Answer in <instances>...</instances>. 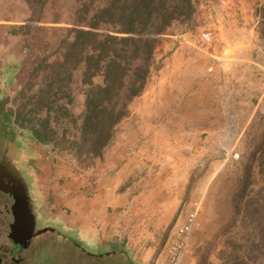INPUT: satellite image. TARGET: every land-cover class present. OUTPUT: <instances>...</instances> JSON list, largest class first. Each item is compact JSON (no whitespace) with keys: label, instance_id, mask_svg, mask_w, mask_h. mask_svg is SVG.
Masks as SVG:
<instances>
[{"label":"crops","instance_id":"0c3cea01","mask_svg":"<svg viewBox=\"0 0 264 264\" xmlns=\"http://www.w3.org/2000/svg\"><path fill=\"white\" fill-rule=\"evenodd\" d=\"M87 1L43 0L38 12L36 0H0L1 93H17L32 78L48 75V68L68 63L71 53L63 45L68 39L72 45L77 31L102 33V25L93 28L90 18L76 19ZM204 3L199 11L203 29H213L224 48L231 44L239 50L225 63L223 81L220 69L209 72L217 54L196 51L190 40H181L129 104L101 156L79 159L74 147L39 142L42 150L32 148L27 169L33 170L29 174L40 206L38 220L48 222L44 228L62 229L86 252L130 251L138 264H154L162 256L174 225L198 201L203 158L225 136H246L264 97L259 12L264 0ZM86 59L80 56L68 73L71 86L46 106L52 127L61 130L58 135L71 136L73 142L83 136L91 88L104 85L102 71L89 78ZM58 108L67 117L54 118L52 110ZM74 158L94 166L95 173L75 167Z\"/></svg>","mask_w":264,"mask_h":264},{"label":"rangeland","instance_id":"374dc122","mask_svg":"<svg viewBox=\"0 0 264 264\" xmlns=\"http://www.w3.org/2000/svg\"><path fill=\"white\" fill-rule=\"evenodd\" d=\"M94 1L88 0L79 9L77 21L83 22L90 18L92 24L101 23L102 33L114 34L112 26L103 23L106 19L102 16V11L107 8L110 0H98L97 7L94 6ZM193 1L194 12L189 18L175 21L166 33L157 36L160 45L151 74L158 73L164 66L163 61L174 53L181 40H190V46L196 51L217 54L209 72L220 69L218 78L223 81L224 65L239 53L238 47L233 49L229 44L228 48H224L225 44L216 40L213 29H203L199 11L205 0ZM36 2L39 12L43 0ZM263 7L259 10L263 19L260 28L262 35ZM106 18L112 20L109 16ZM112 18L118 19V15L115 16L114 13ZM197 39L201 41L198 42ZM192 40L196 43L191 44ZM63 48L68 53L70 50L72 54L68 63L60 62L59 65L48 68V75L32 78L17 93L0 92V150L8 154L11 165L26 180L34 198L37 216L40 206L36 200L34 176L29 174L31 170L27 167L31 166L29 162L34 155L32 148L42 150V146H39L37 136H33L30 130L37 128L43 134L42 145L54 142L59 147H74L75 142L71 136H59L61 130L52 127L50 118L48 119L51 110L46 106L52 98L57 97L55 94L61 89L71 86L72 78L68 73L79 62L80 56L84 58L92 55L91 51L86 53L81 48L73 51L69 39L65 40ZM263 104L264 97L259 106ZM8 113L15 116L9 127L3 125L4 115ZM52 113L54 118L58 114L67 117V112L60 108L53 109ZM253 121L246 136H225L221 146L213 154L203 158L198 166L201 171L198 182L200 195L196 198L200 203L202 226L193 234L187 264H235L236 257L245 258L247 253L253 258L250 264H258L256 260L264 252V115L260 114L259 107ZM47 224L42 219L38 220L41 231ZM59 230L61 232L57 229L54 233L46 231L45 235L52 242L57 264H138V258L130 251L113 252L110 248L107 251L112 252L110 256H103L105 251L90 248L87 251L90 253H87L65 236L67 234L62 229Z\"/></svg>","mask_w":264,"mask_h":264},{"label":"trees","instance_id":"16d2710c","mask_svg":"<svg viewBox=\"0 0 264 264\" xmlns=\"http://www.w3.org/2000/svg\"><path fill=\"white\" fill-rule=\"evenodd\" d=\"M193 12V0H110L102 16L106 19L103 23L111 25L114 34L77 31L72 50L94 52L86 59L89 78L99 71L104 76V85L93 86L88 94L83 136L74 145L79 159L102 155L115 127L127 116L129 104L145 90L160 45L157 36ZM114 13L118 19L112 18ZM100 25L93 24V28ZM4 117L3 125L9 127L15 116L8 113ZM30 131L40 143L44 142L37 128ZM235 260V264H250L253 258L247 253L245 258ZM256 263L264 264V252Z\"/></svg>","mask_w":264,"mask_h":264},{"label":"flooded vegetation","instance_id":"af4514ba","mask_svg":"<svg viewBox=\"0 0 264 264\" xmlns=\"http://www.w3.org/2000/svg\"><path fill=\"white\" fill-rule=\"evenodd\" d=\"M22 195L27 199L34 216L35 228L31 234L26 230L17 233L12 230L15 222L13 207L17 198ZM41 230L31 189L19 171L9 162L8 154L0 150V264H57L52 242L45 237L46 231H55L47 228Z\"/></svg>","mask_w":264,"mask_h":264},{"label":"built area","instance_id":"2783aa9c","mask_svg":"<svg viewBox=\"0 0 264 264\" xmlns=\"http://www.w3.org/2000/svg\"><path fill=\"white\" fill-rule=\"evenodd\" d=\"M259 112L264 115V104L259 106ZM71 162L82 171L93 173L96 171L94 166L86 165L78 158L72 159ZM91 195H95V193L91 191ZM201 226L200 203L196 201L187 214L185 221L182 223L177 222L174 225L164 253L154 261V264H184L191 253L193 234Z\"/></svg>","mask_w":264,"mask_h":264},{"label":"water","instance_id":"95a60500","mask_svg":"<svg viewBox=\"0 0 264 264\" xmlns=\"http://www.w3.org/2000/svg\"><path fill=\"white\" fill-rule=\"evenodd\" d=\"M13 212L15 215V222L12 225L13 233L26 230L28 234H31L35 228L34 216L31 214L28 201L24 195L17 198Z\"/></svg>","mask_w":264,"mask_h":264}]
</instances>
